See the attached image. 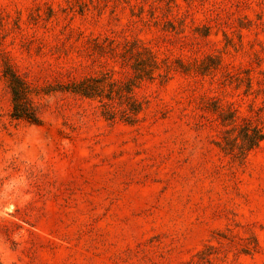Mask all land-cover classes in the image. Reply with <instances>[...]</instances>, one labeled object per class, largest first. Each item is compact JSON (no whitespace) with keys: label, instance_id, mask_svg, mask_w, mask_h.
I'll use <instances>...</instances> for the list:
<instances>
[{"label":"rangeland","instance_id":"374dc122","mask_svg":"<svg viewBox=\"0 0 264 264\" xmlns=\"http://www.w3.org/2000/svg\"><path fill=\"white\" fill-rule=\"evenodd\" d=\"M0 264H264V0H0Z\"/></svg>","mask_w":264,"mask_h":264},{"label":"trees","instance_id":"16d2710c","mask_svg":"<svg viewBox=\"0 0 264 264\" xmlns=\"http://www.w3.org/2000/svg\"><path fill=\"white\" fill-rule=\"evenodd\" d=\"M11 87H12V92H13V95H14V98H15V101H16L17 96L22 93V89L18 88L16 86V84H12ZM15 111H19L17 114H15V116H17V117L25 116L28 119H30L31 121H36L33 116L25 114V113L23 114L21 112V110H19V108L16 109V102H15ZM262 137H263V134H258V138H262Z\"/></svg>","mask_w":264,"mask_h":264}]
</instances>
